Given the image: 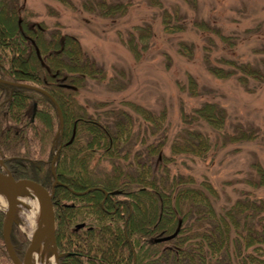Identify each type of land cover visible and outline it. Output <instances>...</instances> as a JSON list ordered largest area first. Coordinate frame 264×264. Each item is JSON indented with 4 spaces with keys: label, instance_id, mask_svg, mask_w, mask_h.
Returning <instances> with one entry per match:
<instances>
[{
    "label": "trees",
    "instance_id": "16d2710c",
    "mask_svg": "<svg viewBox=\"0 0 264 264\" xmlns=\"http://www.w3.org/2000/svg\"><path fill=\"white\" fill-rule=\"evenodd\" d=\"M20 3L0 0V80L23 85L0 83V157L16 181L31 180L53 193L59 264H264V198L254 195L264 188L261 164L253 166L257 178L248 184L254 191L217 209L218 193L209 182L171 174L172 159L163 154L166 141L146 144L149 130L155 135L162 129L166 113L129 103L141 117L137 126H146L136 135L129 112L91 115L77 97L88 80L104 81L105 70L85 54L77 37L33 23ZM93 3L83 7L90 10ZM97 6L110 17L125 14L129 4L100 0ZM178 13L163 11L167 33L183 32ZM192 25L233 46V38L208 22L197 19ZM153 35L150 25L130 33L125 43L137 61ZM212 43L204 49L205 63L215 78H236L245 88L251 81L264 83V72L249 63L222 59L228 67L213 65ZM179 51L189 59L193 47L181 43ZM188 86L197 96L194 77H188ZM226 111L208 101L191 113L182 110L183 130L172 143L173 155L205 158L212 142L203 128L222 133ZM223 137L232 144L256 135L237 124ZM133 139L144 149L133 153ZM105 161L110 172L100 171ZM4 217L0 211V264H13L2 239ZM80 224L85 226L77 228ZM18 227H12L10 239L23 260L30 240Z\"/></svg>",
    "mask_w": 264,
    "mask_h": 264
},
{
    "label": "rangeland",
    "instance_id": "374dc122",
    "mask_svg": "<svg viewBox=\"0 0 264 264\" xmlns=\"http://www.w3.org/2000/svg\"><path fill=\"white\" fill-rule=\"evenodd\" d=\"M99 1L69 0L71 7L58 0H21L20 6L22 15L32 14L33 23H43L51 30L58 27L63 34L77 37L85 54L105 70L104 81L88 80L77 97L91 115L104 116L109 110L129 112L136 121L133 131L136 135L144 132L146 126H137L141 117L128 105L142 106L156 115L164 111L162 129L155 135L149 130L146 144L166 141L163 154L172 159L168 166L172 175L192 176L197 184L209 182L218 193L216 208L232 206L252 190L248 184L257 178L253 166L259 163L264 168V83L251 81L245 88L236 78H215L206 66L204 49L213 41L210 61L220 68L228 67L221 60L229 59L249 63L264 72V0H157L160 6L153 5L152 0H105L107 4H129L125 14L110 17L102 15L97 6ZM91 2L93 10L83 7ZM165 9L171 14L179 12L177 20L183 32L164 31ZM197 19L233 38V46L199 32L192 25ZM145 25L152 27L154 35L137 61L125 42L135 27ZM181 43L193 47L191 58L179 51ZM190 76L198 83L197 96L190 93ZM207 101L219 103L227 110L224 133H232L241 124L253 130L256 138L229 144L223 132L205 126L203 131L210 134L212 142L205 158L173 155L172 143L183 130L182 110L191 113ZM132 142L133 153L144 149L140 141ZM99 167L104 172L112 169L107 161ZM27 191L20 195L16 219L18 228L32 239L34 228L44 221V213L38 193L30 188ZM254 195L264 198V188L255 190ZM52 254L49 247L48 262Z\"/></svg>",
    "mask_w": 264,
    "mask_h": 264
},
{
    "label": "water",
    "instance_id": "95a60500",
    "mask_svg": "<svg viewBox=\"0 0 264 264\" xmlns=\"http://www.w3.org/2000/svg\"><path fill=\"white\" fill-rule=\"evenodd\" d=\"M0 83L8 84V85H16V86H23L19 84H13L6 81L0 80ZM28 88H31V86H27ZM33 88V87H32ZM31 88V89H32ZM0 164L2 165V168L0 170V185L7 188L8 191V203L7 208L4 210L5 219L3 222V240L4 245L7 250V253L10 257V260L13 262V264H25L27 256L34 251L37 241L36 239H32L31 243L29 245V248L27 249L25 256L23 260L18 258V255L15 251V248L13 246L11 238L12 233V227L17 224V206L19 201V196L22 193H27L28 189H33L38 193V195L41 197L42 204H43V213H44V222L48 225L49 233H50V241L56 246V228H55V213H54V207H53V193H50L47 189H45L40 184L33 182L31 180H19L16 181L11 173L6 169V167L3 165V162L0 161ZM85 225L80 224L77 226V228H83ZM56 252V262L58 264V254H57V247H55Z\"/></svg>",
    "mask_w": 264,
    "mask_h": 264
},
{
    "label": "bare ground",
    "instance_id": "6f19581e",
    "mask_svg": "<svg viewBox=\"0 0 264 264\" xmlns=\"http://www.w3.org/2000/svg\"><path fill=\"white\" fill-rule=\"evenodd\" d=\"M8 191L7 188L0 185V208L5 210L8 203ZM50 233L48 225L45 222H41L34 228L32 239H36L37 244L34 249L26 258L25 264H56V252L55 247L50 243ZM51 247L53 252L50 257V262L47 261V251Z\"/></svg>",
    "mask_w": 264,
    "mask_h": 264
},
{
    "label": "flooded vegetation",
    "instance_id": "af4514ba",
    "mask_svg": "<svg viewBox=\"0 0 264 264\" xmlns=\"http://www.w3.org/2000/svg\"><path fill=\"white\" fill-rule=\"evenodd\" d=\"M1 168H2V165H0V170H1Z\"/></svg>",
    "mask_w": 264,
    "mask_h": 264
}]
</instances>
